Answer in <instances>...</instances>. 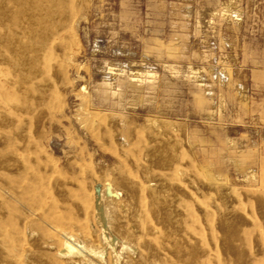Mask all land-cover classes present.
Here are the masks:
<instances>
[{"label":"rangeland","instance_id":"obj_1","mask_svg":"<svg viewBox=\"0 0 264 264\" xmlns=\"http://www.w3.org/2000/svg\"><path fill=\"white\" fill-rule=\"evenodd\" d=\"M63 2L75 20L61 32L62 57L47 60L57 92L46 106L28 109L25 101L38 93L14 94L13 65H0V154L24 152L48 172L58 161L62 176L76 175V164L64 163L72 149L50 125L100 112L104 75L138 72L137 83L119 86V118L135 141L193 160L197 172L189 174L199 182L206 240L221 248L233 239L232 264H264V0ZM15 21L22 29L25 16ZM72 156L89 161L79 150ZM9 209L0 216V264H23L13 234L19 208ZM224 260L219 250L212 264Z\"/></svg>","mask_w":264,"mask_h":264},{"label":"bare ground","instance_id":"obj_2","mask_svg":"<svg viewBox=\"0 0 264 264\" xmlns=\"http://www.w3.org/2000/svg\"><path fill=\"white\" fill-rule=\"evenodd\" d=\"M19 16H25L22 29L16 21L10 24L11 17ZM74 20V9L63 0H0V65H13L14 94L38 93L25 101L28 109L46 106L49 93L57 92L47 60L62 57L61 32L71 29ZM117 71L114 79L104 75L101 81L100 112L87 109L72 123L50 125L65 137L64 147L72 149L64 163L69 168L76 164V175L62 176L58 161L48 172L24 152L0 154V216L11 206L19 208L13 234L22 263L212 264L221 250L223 264H232L233 239L220 248L202 235L196 207L200 186L189 174L197 172L193 160L135 141L125 117L119 118V86L142 77L128 71L121 78L119 71H124ZM12 108L22 111L19 97ZM75 142L83 145L76 148ZM76 150L89 161L71 160Z\"/></svg>","mask_w":264,"mask_h":264}]
</instances>
